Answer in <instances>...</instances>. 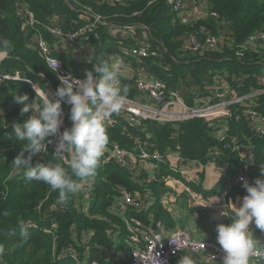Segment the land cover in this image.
<instances>
[{"label": "trees", "instance_id": "trees-1", "mask_svg": "<svg viewBox=\"0 0 264 264\" xmlns=\"http://www.w3.org/2000/svg\"><path fill=\"white\" fill-rule=\"evenodd\" d=\"M15 1L0 0V40L8 41L12 48L9 53L7 48L0 47V50L6 52V57L0 62V71L19 69L50 95L51 87L57 86L58 81L35 48L36 34L40 31L53 41L55 39L46 33L43 25L55 21L66 29H74L92 21V15L115 26L136 22L146 24L154 38L162 42L166 50L160 48V56L144 57L140 63H135L134 69L162 79L170 87L178 88L183 96L195 90L203 91L206 85L213 84L217 72L224 73L226 80L240 95L261 87L257 77L262 74L264 47L256 51L247 50L240 59L236 51L248 36L264 30V0H203L210 14L204 19L189 18L185 21L177 16L165 0H126L120 3L95 0H24L41 22L33 26L16 15ZM213 12L218 16H211ZM105 26L100 24L96 29L100 38L89 34L88 39H82L84 44L91 45L95 53L90 61H86L89 70L101 59L118 50V40L125 45H134L137 41L121 36L110 37ZM201 26H206L219 37L217 49L196 51L188 44V36L198 32ZM222 32L225 35L223 39ZM155 47L157 48L156 43ZM56 55L68 71L78 73L71 63V52ZM121 87L127 90L126 96L136 94L133 82L128 78H122ZM22 93L29 95V101L40 100V96L27 82L8 81L0 85V252L4 264H72L69 256L61 257L64 251H72V248L78 252L88 248V259L107 262L109 258L124 252V247L129 249L130 246L124 241L125 223L111 209L113 201L120 196L121 188L137 190L147 197L145 202L152 201L147 210H128L127 214L135 215L144 222L149 220L150 215L155 219H163L165 223L169 221V213L161 202L167 191L162 178L174 172L162 161L157 162L153 177L141 184L133 180L127 170L115 165H104L100 160L95 177L89 184L93 186L94 205L85 211L79 208L81 191L69 194L67 203H62L58 193L51 191L48 185L40 181H29L22 173L18 174L13 158L20 151L23 142L11 139L9 133L12 131V124L24 118L19 112L20 105L13 97ZM252 103L256 108L264 110V93L254 98ZM109 119L110 122H106L107 145L118 144L135 153L143 149L162 155L173 152L201 163L215 161L216 165L225 167L212 189L205 190L201 184L193 185L205 197L216 194L242 166V161L230 150L222 149L219 154L212 155L214 147H222L224 141L232 136L238 137L252 152V180L249 183H253L257 177H264L261 173L264 168V136L254 134L246 122L229 120L223 137H217L212 133L217 123L199 118L178 123L141 120L137 126L119 114H113ZM70 123L67 112L65 126H70ZM37 161L33 160V164ZM39 162L61 163L53 159L51 152L46 161ZM144 175H147L146 172ZM200 179L203 180V174ZM236 192L246 193V190L241 185L233 188L229 194ZM42 200L41 209H38ZM53 203L58 205V209L52 211L50 205ZM29 221L36 226H27ZM73 226L77 231L76 238L72 237ZM83 232L89 234L87 245H84L81 237ZM110 251L113 253L108 256L107 252ZM181 257H176L172 264H177ZM194 264L212 263L194 260Z\"/></svg>", "mask_w": 264, "mask_h": 264}, {"label": "built area", "instance_id": "built-area-1", "mask_svg": "<svg viewBox=\"0 0 264 264\" xmlns=\"http://www.w3.org/2000/svg\"><path fill=\"white\" fill-rule=\"evenodd\" d=\"M95 1L120 3L126 0ZM165 2L177 15L183 10L188 9L191 17L195 20L204 19L210 14L203 0H165ZM15 12L18 17L25 20L26 24L33 26L41 23L24 0L15 1ZM92 16V21L83 23L74 29H66L55 21L43 25L46 33L55 39L53 41H50L40 31L36 34V38L34 39L35 48L39 50L46 65L53 71L58 81L57 86L51 87V94L55 92L61 81L64 83H74L75 80H83L85 78V75L74 74L68 71L56 54L66 51L72 53L73 48L78 44H81V49H83L81 54L83 56L93 52L91 45L89 43L84 44L82 39H88L89 34L94 38H100V34L96 29H98L100 24H103L106 25V31L110 37L117 38L121 36L137 40L134 45H125L121 40H118L116 45L118 50L113 52L109 57L100 60H107L115 56L124 61L125 74L123 77L132 80L133 88L136 91L134 96H125V107L119 113L129 123L137 126L141 120L178 123L199 118L210 123L216 122L217 125L213 127L212 133L217 137H223L228 121L234 120L246 122L254 134L264 136V110L256 108L255 104L252 103L254 98L264 93V63L262 74L259 75L258 79L261 87L248 94L240 95L236 88L231 86L226 80L224 73L217 72L213 84L206 85L203 91L195 90L183 96L178 88L170 87L162 79L150 76L142 70L134 69L135 63H140L144 57L160 56L159 49L166 50L163 43L154 38L150 28L146 24L136 22L125 24L124 26H115L104 22L99 16ZM211 16L217 17L218 15L213 12ZM154 43L157 44V48H154ZM261 43H264V30H259L248 36L246 42L239 46V49L236 51L237 57L239 59L243 57L247 50L256 51L259 49ZM188 44L196 51L204 49L212 51L218 48L219 37L211 33L206 26H201L198 32L191 33L188 36ZM5 57L6 52L0 50V62ZM40 76L43 77L42 74ZM8 81L27 82L41 97L42 89L19 69L11 72L0 71V85ZM62 109L64 113V125L61 130L65 126L69 106L62 104ZM110 120L108 119L106 122H110ZM222 149L230 150L236 154L242 161V166L236 174H233L227 180L219 192L221 199V203L219 204H210L207 202L205 196L193 187V185L201 184V187L205 189L203 180L200 178L207 165H213L219 174V178L221 177L225 167L216 165L215 161L201 163L195 159L185 158L178 153L169 152L162 155L158 152L151 153L144 149L139 153H135L133 150L120 147L118 144H108L106 145L101 163L104 165H115L127 170L133 180L142 184L153 177V173L157 169V162H165L174 172V174L163 176L162 181L166 187H178L179 189H173L178 190L181 195L185 194L189 205L192 207L220 208L222 213H225V210L230 206V201L228 200L230 191L242 185L241 178L248 182L252 180L250 176L252 152L236 136L225 140L222 147H214L212 155L219 154ZM52 150L53 146L49 145V152H52ZM49 152L33 157V160L46 161ZM144 172L147 175L143 176ZM91 182L92 180L84 183L80 189L81 199L79 208L82 211L88 210L94 205L93 186L89 185ZM147 191L151 192L150 189H147ZM164 196L161 198V202ZM146 198L137 190L132 191L121 188L120 196L111 205L112 212L121 216L125 223L126 233L124 241L130 246L126 252L109 258L107 262L88 259V257L78 259L76 254H74L77 253L74 249L73 251H64L61 257L69 256L73 262L72 264H172L176 257L188 255L193 260H199L204 263L222 264L223 251L216 240L193 236L186 228H170L163 219H155L152 215L149 216L147 222H144L135 215L127 214L128 210H141L142 212L147 210L146 208H148L150 202H145ZM43 201L38 204V209H41ZM56 209H58L57 204L53 203L50 205V210ZM26 224L29 227L36 226L32 221ZM251 229L253 230V236L257 241V245L251 254L250 264H264V231H261L254 225L251 226ZM107 253L110 256L113 251ZM0 264H4L1 252Z\"/></svg>", "mask_w": 264, "mask_h": 264}, {"label": "clouds", "instance_id": "clouds-1", "mask_svg": "<svg viewBox=\"0 0 264 264\" xmlns=\"http://www.w3.org/2000/svg\"><path fill=\"white\" fill-rule=\"evenodd\" d=\"M0 47L12 51L6 40H0ZM124 69V61L114 56L93 65L83 80L61 81L51 95L41 90L38 102L29 101L27 93L15 94L14 100L24 117L12 124L9 133L11 139L23 142L13 158L17 173L29 181L48 185L62 203L90 182L108 143L106 121L125 107L127 90L121 87ZM62 104L69 106L71 122L63 130ZM49 145L53 146V159L63 163L33 164V157L49 152ZM261 173L264 175V168ZM241 179L246 194L239 206L231 203L230 223L215 227L216 241L223 251L222 264H250L257 245L251 226L264 231V178L257 177L253 183ZM177 264H194V260L185 255Z\"/></svg>", "mask_w": 264, "mask_h": 264}, {"label": "crops", "instance_id": "crops-1", "mask_svg": "<svg viewBox=\"0 0 264 264\" xmlns=\"http://www.w3.org/2000/svg\"><path fill=\"white\" fill-rule=\"evenodd\" d=\"M177 16L182 18L184 21L189 18H192L188 9L183 10ZM80 54L81 53H78V55L82 58L83 55ZM83 59L84 62H81L83 64H86L85 61L88 60V55L86 58ZM77 60V64H74V68L77 69L76 72L83 71L86 73L87 71H90L87 65H85L86 67L84 65L81 66L78 64ZM219 179V174L214 168V166L207 165L203 171V184L205 190L212 189ZM173 188L179 189L176 186H167L166 194L162 199V203L169 213V221L166 222V225L170 228H186L190 231L193 236L212 240H216V224L230 223L229 217L232 215L231 203L235 204L236 206H239L241 198L243 197V195L246 194H240V192H236L235 194H229L230 197L228 198V200L230 201V206L225 210V213H222L220 208H199L190 206L187 201L186 195H181L178 190ZM221 189L214 195L206 196L205 198L207 202H209L210 204L221 203V199L219 197V192L221 191Z\"/></svg>", "mask_w": 264, "mask_h": 264}, {"label": "rangeland", "instance_id": "rangeland-1", "mask_svg": "<svg viewBox=\"0 0 264 264\" xmlns=\"http://www.w3.org/2000/svg\"><path fill=\"white\" fill-rule=\"evenodd\" d=\"M223 33V32H222ZM221 38L223 39V38H225V35H224V33H223V35L221 36ZM262 47H264V43H261L260 45H259V50L262 48ZM93 49V48H92ZM258 50V49H257ZM81 52H83V49H81V44H78L75 48H73V52L71 53V55H70V57H72V60H71V63L72 64H77L76 63V60L77 59H80L81 57L78 55V53H81ZM88 52H89V49H88ZM81 55V54H80ZM95 56V53L94 52H90L89 54H88V60L90 61L91 60V58H93ZM120 56H123V55H120ZM77 57H79V58H77ZM84 57H87V55L86 56H82V58L80 59V60H77V62H78V64L79 65H81V66H85L86 64L84 63H82L81 61H83L84 62ZM71 59V58H70ZM86 62V61H85ZM86 67V66H85ZM87 67H88V65H87ZM77 68H78V65H77ZM78 74L79 75H85V72H83V71H80V72H78ZM257 79H259V76L257 77ZM227 182V181H226ZM209 210V209H208ZM76 236H77V231L75 230V228H74V226H73V229H72V237H74V238H76ZM81 237H82V240L84 241V245H87V241L89 240V234H87V232H83L82 233V235H81ZM55 240V239H54ZM53 247H55V241H53ZM72 248V247H71ZM72 249H74V248H72ZM73 251V250H72ZM75 251V250H74ZM88 248H87V250H84V251H82V252H78V251H75V252H77V253H74V254H76V257L78 258V259H80V258H84V257H86L87 255H88ZM124 252L126 251V248L124 247V250H123ZM67 253H69V252H67Z\"/></svg>", "mask_w": 264, "mask_h": 264}]
</instances>
